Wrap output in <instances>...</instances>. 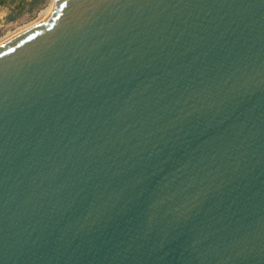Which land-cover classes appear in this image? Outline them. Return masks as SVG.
I'll list each match as a JSON object with an SVG mask.
<instances>
[{"label":"water","instance_id":"1","mask_svg":"<svg viewBox=\"0 0 264 264\" xmlns=\"http://www.w3.org/2000/svg\"><path fill=\"white\" fill-rule=\"evenodd\" d=\"M0 264H264V0H56L1 43Z\"/></svg>","mask_w":264,"mask_h":264},{"label":"rangeland","instance_id":"2","mask_svg":"<svg viewBox=\"0 0 264 264\" xmlns=\"http://www.w3.org/2000/svg\"><path fill=\"white\" fill-rule=\"evenodd\" d=\"M55 1L31 0L21 2L20 0H14L13 3H18L19 6L4 17L6 21L3 27H0V43L39 21V18L46 15Z\"/></svg>","mask_w":264,"mask_h":264},{"label":"crops","instance_id":"3","mask_svg":"<svg viewBox=\"0 0 264 264\" xmlns=\"http://www.w3.org/2000/svg\"><path fill=\"white\" fill-rule=\"evenodd\" d=\"M21 2L23 1H31V0H20ZM14 0H0V15H2L0 17V27H3V25L5 24L6 19L4 18L6 16V14H8L10 11L12 12L13 10H15V8L17 6H19V4L17 3H13Z\"/></svg>","mask_w":264,"mask_h":264},{"label":"bare ground","instance_id":"4","mask_svg":"<svg viewBox=\"0 0 264 264\" xmlns=\"http://www.w3.org/2000/svg\"><path fill=\"white\" fill-rule=\"evenodd\" d=\"M50 9H51V8H50ZM47 13H48V12H47ZM47 13H46V14H47ZM44 16H45V15H44ZM44 16H43V17H44ZM43 17H42V18H39V21H40L41 19H43ZM36 22H38V21H36ZM36 22H35V23H36ZM33 24H34V23H33ZM27 26H29V25H27ZM27 28H28V27H27ZM24 30H25V29H24ZM22 31H23V29H22ZM20 32H21V31H20ZM20 32H18V33H20ZM18 33H16L15 35H17ZM15 35H12L10 38L14 37ZM10 38H9V39H10ZM6 41H7V39H6ZM4 42H5V40H4ZM2 43H3V42H2ZM0 44H1V43H0Z\"/></svg>","mask_w":264,"mask_h":264}]
</instances>
